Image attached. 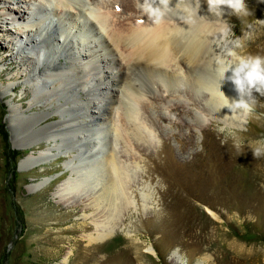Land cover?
<instances>
[{"label":"rangeland","instance_id":"374dc122","mask_svg":"<svg viewBox=\"0 0 264 264\" xmlns=\"http://www.w3.org/2000/svg\"><path fill=\"white\" fill-rule=\"evenodd\" d=\"M128 1L103 0L99 6L106 8L108 4L119 23L134 15L136 22L138 17L143 21L147 15L141 12V7L135 12L127 11ZM3 2L0 27L9 33H0V61L8 53L13 54L14 61L7 58L0 62V75L11 66L14 70L5 72L4 81L0 79V264H193L197 258H203L204 264H264V157L254 159L252 153L256 142L264 139V97L255 94L252 112L240 110L247 114L243 125L226 124L209 112L212 106L206 100L196 96L194 101L187 91L192 83L187 81L171 91L160 87L155 77L151 84L146 80L144 104L139 113L154 134L149 140L155 143L145 146L144 139H138L131 126L122 121L120 110L106 114L103 123L108 124L102 128L101 140L107 146L106 152L116 137L119 157L131 169L137 167L138 178L129 184L135 208L129 214H120L124 231L93 244L90 239L95 236L96 224L107 219L106 205H102L103 212L97 213L91 209L95 197L90 196L77 206L67 207L58 191L67 179L78 178L66 166L78 154L77 150L69 142L59 140L70 150L66 151L43 136H35L19 147L14 143L12 106L21 108L27 117L50 114L38 128L58 124L63 119L56 113L57 106L41 107L34 101V93L41 89L42 81L37 83L27 75L36 69V63L24 64L21 54L30 50L16 47L26 40L21 29L30 25L33 18L30 19L23 5L20 9L24 21H8L5 6L13 2ZM246 3L253 15L238 18L229 10L223 17L227 32L224 31L221 44L231 48L230 42L239 40L243 46L234 49L237 56L264 57V4H258L257 0ZM90 25L87 27L96 32ZM102 35L101 39L105 33ZM225 47L216 50L218 55ZM64 59L62 55L56 58L62 66L68 62ZM175 63L177 73L188 79V67L179 58ZM114 67L112 71L118 72ZM133 77L144 80L139 71H134ZM90 109L95 110L93 105ZM104 109L101 107L103 112ZM114 115L120 119L118 127L122 134L118 136L112 129ZM234 139L244 143L240 152L234 147ZM42 151H49V161L36 167L20 165L26 157ZM99 172L105 175L107 167H100ZM104 185L100 180L95 192L102 194ZM77 197L79 202L81 195ZM66 199L71 201L67 196ZM104 229L100 227L99 232ZM149 247L155 249L156 255L147 252ZM178 255L183 261L177 260Z\"/></svg>","mask_w":264,"mask_h":264},{"label":"bare ground","instance_id":"6f19581e","mask_svg":"<svg viewBox=\"0 0 264 264\" xmlns=\"http://www.w3.org/2000/svg\"><path fill=\"white\" fill-rule=\"evenodd\" d=\"M101 1L103 0H12L13 5L5 6V16L12 22L24 21L25 17L20 9L23 5L29 12L30 19L33 18L32 11L36 9L47 8L52 11L54 19L47 25L44 20L32 24L31 20L30 25L21 29L32 47L44 51L46 62L37 63L39 61L30 51H21V59L24 64L36 63L38 68L33 71L28 70L27 75L39 78L43 82L41 89H37L38 91L34 93V101L41 107L57 106L56 113L60 114L63 120L58 124H47L44 128H38L37 125L47 120L50 114L43 112V114L27 117L24 116L21 108L12 106L10 109L11 130L17 147L27 140L31 141L35 136H43L57 144L59 140L69 142L73 150H77L78 154L68 161L66 166L72 173H76L78 178L72 181L67 179L58 187V191L61 201L67 207L77 206L90 196L95 197V204L91 206V209H95L97 213L102 211L103 204L106 205L104 212H107L108 216L105 222L100 221L96 224L95 236L90 239L93 244L103 242L114 233L121 232L125 224L120 223V214H129L135 208L131 200L132 196L129 194V184L137 177V167L131 169L127 161L121 160L122 158L119 157L121 154L119 155L115 148L118 144L116 137L114 145L111 144L106 152L107 146L101 141L102 128L108 124V122L103 123L106 114L110 112L114 114L115 109H118L121 113L120 118L131 126L134 135L142 141L144 139L143 146L154 142L149 140L153 139L154 134L150 127L142 122L139 113L140 107L143 106V87L146 85V80L151 84L150 81L155 77L160 87H167L171 91L188 81L192 85L187 91L194 96V101H197L196 96L198 99L206 100V103L212 106L209 107V112L216 115L218 119L226 124L235 123L236 125H243L244 119L242 111L235 107L232 110L227 107L220 110L225 104L221 91L230 101L238 99L229 81L221 83L215 62L218 56L216 50L225 47L221 44V39L225 38L227 32L223 17L230 9L225 8L223 15L218 17L209 11L207 0H200L199 9L196 0H170V6L164 9L167 17L164 15L159 23H154L148 16L144 17L143 21H139L141 17H138L136 22L134 20L136 15L126 17L122 23H119L116 20V13H113L108 4L106 8L103 5L99 6ZM141 2L142 0L128 1L127 11L135 12ZM0 3H4L3 0ZM33 3H35L34 6H32ZM213 11L215 12V9ZM141 12L143 13L142 10ZM171 13H174L175 17H171ZM39 17L38 14L34 16L37 20ZM89 23L96 30L95 34L86 28ZM52 27H56V31H52ZM32 29H37L42 40L43 36H46L41 42L43 45L33 38L30 32ZM224 31H226L225 34ZM57 32L60 33V37H64L63 40L57 37ZM0 33H9V31L1 26ZM64 33L67 34L64 36ZM68 33L73 34L81 42L80 45L77 40H72L73 36ZM104 33V38L100 40ZM84 40H87L89 44L82 45ZM94 40H99V45ZM235 52L238 55V51ZM59 55L68 61L65 66L56 60ZM6 56L14 61L13 54L8 53ZM7 58L2 57L0 62ZM178 58L182 65L188 67V79L177 73L178 64L173 63ZM174 65L176 66L173 67ZM114 66L119 70L116 73L112 71ZM13 70L14 67L11 66L9 70L2 71L0 79L4 81L6 73ZM134 71H139L144 76V80L134 78ZM50 80L57 81L59 87L53 86ZM37 83L34 84L35 88ZM35 88L31 85V89ZM147 101L150 103V100ZM91 105L95 108L94 111H91ZM101 107H105L104 112ZM213 107L215 109H212ZM111 122L114 125L111 128L116 136L119 133L122 134L118 127L120 119L114 115ZM31 130L34 134L29 133ZM59 146L66 148L63 143ZM67 148L65 150L70 151ZM125 150L127 151V148ZM50 156L49 151H42L39 155L26 157L20 165L36 167L49 161ZM105 166L107 173L105 175L102 173V176L99 170L100 167L105 169ZM100 180L105 182L102 194L95 192ZM77 194L81 195L79 202ZM66 196L71 201H68ZM148 197L151 198V193ZM86 227L90 228L88 225ZM100 227L105 229L99 232ZM147 252L156 255L152 247H149ZM69 257L70 255L65 260ZM177 260L183 261L179 255ZM193 264H204V259L197 258Z\"/></svg>","mask_w":264,"mask_h":264},{"label":"clouds","instance_id":"9594fccd","mask_svg":"<svg viewBox=\"0 0 264 264\" xmlns=\"http://www.w3.org/2000/svg\"><path fill=\"white\" fill-rule=\"evenodd\" d=\"M198 9L200 0H196ZM258 4H264V0H257ZM209 11L215 16L221 17L225 8L230 9L238 18L241 16L253 15L252 10L246 3V0H207ZM170 6V0H142L141 10L154 23H159L164 16V9ZM215 9V12L213 11ZM231 48L225 47L222 54L216 58V66L220 76L221 83L229 81L234 85V90L238 99H230L221 91L225 100L220 108L227 107L232 110L233 107L245 112H252L256 101V95L264 97V57L260 56H237L235 48H241L243 45L239 40L231 41ZM230 73V75H228ZM220 83V89H221ZM220 131H223L221 129ZM225 141H222V143ZM256 147L252 149L254 159L264 157V139L256 142ZM202 147V146H201ZM234 147L238 152L244 147L241 140L234 139Z\"/></svg>","mask_w":264,"mask_h":264},{"label":"water","instance_id":"95a60500","mask_svg":"<svg viewBox=\"0 0 264 264\" xmlns=\"http://www.w3.org/2000/svg\"><path fill=\"white\" fill-rule=\"evenodd\" d=\"M242 114H243V112H242ZM243 117L246 118L247 116L246 115H243Z\"/></svg>","mask_w":264,"mask_h":264}]
</instances>
